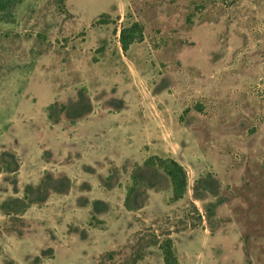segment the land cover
Returning a JSON list of instances; mask_svg holds the SVG:
<instances>
[{
	"label": "rangeland",
	"instance_id": "obj_1",
	"mask_svg": "<svg viewBox=\"0 0 264 264\" xmlns=\"http://www.w3.org/2000/svg\"><path fill=\"white\" fill-rule=\"evenodd\" d=\"M81 90L73 123L59 109ZM4 151L0 264H164L168 236L180 264H264V0H26L0 22ZM151 154L185 165L188 193L141 186L128 210ZM27 185L49 198L5 207Z\"/></svg>",
	"mask_w": 264,
	"mask_h": 264
},
{
	"label": "trees",
	"instance_id": "obj_2",
	"mask_svg": "<svg viewBox=\"0 0 264 264\" xmlns=\"http://www.w3.org/2000/svg\"><path fill=\"white\" fill-rule=\"evenodd\" d=\"M26 0H0V22H11L16 21V13L18 6L25 2ZM101 20V19H100ZM142 25L138 22H134L131 25L123 28L120 31V41L122 43L123 49L127 50L130 45L136 41L138 37L142 34ZM80 96L83 98L72 103L70 105L63 104L59 111L65 113L72 119V122H76V119L85 117L91 111L90 104L85 105L81 100H85V95L82 90ZM56 104L52 103L48 106L49 117L51 118L56 110ZM53 111V113H52ZM3 163L0 165V174L2 172H10L17 175L20 170V162L18 161L17 154L10 151H4L2 153ZM55 185L52 187V191L65 194L68 193L72 187L69 176L64 175L60 178L54 179ZM132 183L127 189V194L125 198L124 205L128 210H134L138 208V205H133V200L139 198L142 191L141 186L146 188H157L160 182L164 180L169 183L172 190V200L177 201L185 197L188 193L189 186V174L188 170L178 159L173 156H162L159 154H151L148 156L141 165H138L132 175ZM14 186V190H18V176H15L11 182ZM32 185H27L23 197H13L9 198L4 205L5 207L10 206V202L14 204H19L23 202L22 200H29L28 203H39L44 202L49 198V194L46 191L44 197L39 198L31 196ZM39 193V192H37ZM201 198V197H199ZM11 200V201H9ZM28 203L23 205V210H26ZM102 203V201H95V207ZM9 204V205H8ZM9 214V213H6ZM92 218H95L92 215ZM159 248L163 257L164 264H180L179 257L177 255L175 244L172 237L168 236L163 240L159 241Z\"/></svg>",
	"mask_w": 264,
	"mask_h": 264
}]
</instances>
